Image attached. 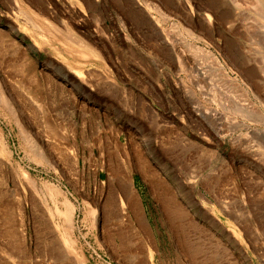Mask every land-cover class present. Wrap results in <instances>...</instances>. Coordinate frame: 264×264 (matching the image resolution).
I'll return each mask as SVG.
<instances>
[{
    "label": "rangeland",
    "instance_id": "1",
    "mask_svg": "<svg viewBox=\"0 0 264 264\" xmlns=\"http://www.w3.org/2000/svg\"><path fill=\"white\" fill-rule=\"evenodd\" d=\"M214 2L0 0V264H264V9Z\"/></svg>",
    "mask_w": 264,
    "mask_h": 264
},
{
    "label": "bare ground",
    "instance_id": "2",
    "mask_svg": "<svg viewBox=\"0 0 264 264\" xmlns=\"http://www.w3.org/2000/svg\"><path fill=\"white\" fill-rule=\"evenodd\" d=\"M257 1H259L262 4L263 9H264L263 0H257ZM214 3L216 5L215 9H217V12L223 11V10H227V12H229V18H230L229 23L230 22L231 23L236 22V20L239 19L242 16L241 6L238 4L237 0H215ZM25 20H26V18H25ZM207 20H208L207 22L210 24V20L208 18H207ZM30 26H31L32 29L38 30L40 36L45 37L48 34V36L46 38H50L51 40H54V41L57 40V38H55L53 36L54 33L53 34L50 33V32L45 33L43 27H40L39 24L37 25L36 23H34V21L32 22V24ZM190 36L194 40H196V37L193 34L190 33ZM70 38H71V36H70ZM181 41L184 44V50L183 51H178V54L176 56L177 62L179 63L180 66H183L184 64H186L188 59H191L192 62L196 61L197 64L200 66V67L197 66V68L195 70L197 71L198 74H200L202 76L205 75V70L201 69L203 62L210 63L212 66L214 65V67L216 68L217 71H219L221 73L223 72V66L220 64V62L217 60L216 57L211 55L210 52L206 51L203 48L197 47V46L189 43L184 38H182ZM64 42L65 41H62V42L60 41V45H61V43H64ZM74 45H76V47H77L76 49L74 47L75 51L72 50L71 47H69V46L67 47L66 44H65V48L67 49V52L74 58L76 56L74 54H72V51L74 53L77 52V53L81 54V57L82 56L83 57L91 56V55L95 54L92 50L87 48L86 44L83 41H81L79 39L77 40V42H74ZM62 47H64V46H62ZM185 49H187V50H185ZM74 71H75L76 74L81 76L79 71H77V70H74ZM208 113H209L208 117H205V118L210 123L212 129L215 130V131L219 130L221 132V130L219 129L220 126H221L220 122L222 121L220 112L215 109V110H210V112L208 111ZM224 129H226L225 126H224Z\"/></svg>",
    "mask_w": 264,
    "mask_h": 264
}]
</instances>
